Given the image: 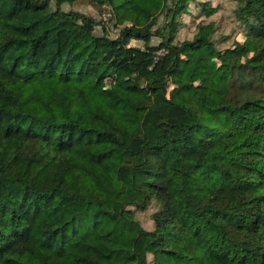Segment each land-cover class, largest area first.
<instances>
[{"label": "trees", "instance_id": "1", "mask_svg": "<svg viewBox=\"0 0 264 264\" xmlns=\"http://www.w3.org/2000/svg\"><path fill=\"white\" fill-rule=\"evenodd\" d=\"M76 1L0 0V264H264V0Z\"/></svg>", "mask_w": 264, "mask_h": 264}, {"label": "rangeland", "instance_id": "2", "mask_svg": "<svg viewBox=\"0 0 264 264\" xmlns=\"http://www.w3.org/2000/svg\"><path fill=\"white\" fill-rule=\"evenodd\" d=\"M221 1H223V0H215L214 2L222 3ZM224 1L227 4H229L227 0H224ZM225 2H223L222 4H224ZM62 7L65 10H76V11H79L81 13H85L87 15L93 16L98 20H101V24L97 27V33H99V34L103 33V31L105 29L109 32L110 36L115 37L118 34V30L115 27L113 20H111V21L110 20L107 21L105 19L103 20V18H104L103 15H104L105 9L95 6L89 0H79L73 4L65 3L62 5ZM220 9L221 10H219V12L216 14V17H218L223 12V8H220ZM225 12H227V11L225 10ZM228 14H229V10L226 13V17ZM194 17L195 16L192 14L183 15V19L185 21V26L181 27V29H180V33L183 37H190L195 32V28H196L198 19L197 18L194 19ZM221 25H222V23H221ZM234 29H235V25L233 24V22L229 18H226V21L223 20V25L221 26V28L219 30V34H221L222 37L228 36L229 39H228V41L222 40L221 41L222 46H226L228 44H231L232 39H233L231 33H233L232 31ZM240 39H242V38H240ZM159 40L160 39L158 37H153L152 43L158 44ZM132 43H133V45H136V46L143 44L141 41H133ZM245 46H246L245 49L243 51H241L242 52V57L240 56L241 58L248 57L252 53L253 45L251 43L247 42ZM240 57H238V58H240ZM173 84H174V82L171 83V85H173ZM151 213H152V209L149 210V212H147V213H139V217L142 218V220L144 221V223L146 225L150 224Z\"/></svg>", "mask_w": 264, "mask_h": 264}, {"label": "built area", "instance_id": "3", "mask_svg": "<svg viewBox=\"0 0 264 264\" xmlns=\"http://www.w3.org/2000/svg\"><path fill=\"white\" fill-rule=\"evenodd\" d=\"M104 15H103V17H104L103 20L105 19V20L109 21L110 17L112 16V13L107 10V11L104 12ZM133 41H136V40L130 41L129 45H133V43H132Z\"/></svg>", "mask_w": 264, "mask_h": 264}]
</instances>
